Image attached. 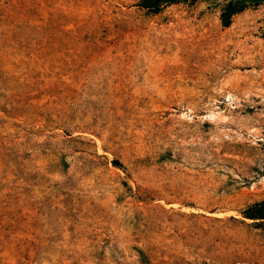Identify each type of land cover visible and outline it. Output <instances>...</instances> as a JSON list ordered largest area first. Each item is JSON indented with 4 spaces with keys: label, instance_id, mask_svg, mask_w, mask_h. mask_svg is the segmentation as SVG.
Here are the masks:
<instances>
[{
    "label": "rangeland",
    "instance_id": "rangeland-1",
    "mask_svg": "<svg viewBox=\"0 0 264 264\" xmlns=\"http://www.w3.org/2000/svg\"><path fill=\"white\" fill-rule=\"evenodd\" d=\"M0 0V264H264V1Z\"/></svg>",
    "mask_w": 264,
    "mask_h": 264
},
{
    "label": "trees",
    "instance_id": "trees-1",
    "mask_svg": "<svg viewBox=\"0 0 264 264\" xmlns=\"http://www.w3.org/2000/svg\"><path fill=\"white\" fill-rule=\"evenodd\" d=\"M182 0H138L137 5L147 10L157 11L161 6ZM264 0H225L220 13V20L223 26L228 25L230 17L243 9L248 3H258ZM241 214L244 218L257 219L264 218V207L257 206L255 203L247 205Z\"/></svg>",
    "mask_w": 264,
    "mask_h": 264
}]
</instances>
